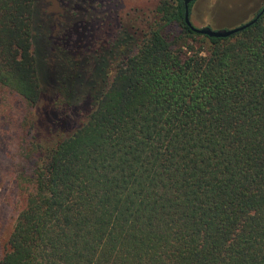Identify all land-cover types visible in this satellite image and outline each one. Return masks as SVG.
Listing matches in <instances>:
<instances>
[{
    "label": "trees",
    "instance_id": "1",
    "mask_svg": "<svg viewBox=\"0 0 264 264\" xmlns=\"http://www.w3.org/2000/svg\"><path fill=\"white\" fill-rule=\"evenodd\" d=\"M106 5L0 0L31 189L0 264H264V13L213 38Z\"/></svg>",
    "mask_w": 264,
    "mask_h": 264
},
{
    "label": "rangeland",
    "instance_id": "2",
    "mask_svg": "<svg viewBox=\"0 0 264 264\" xmlns=\"http://www.w3.org/2000/svg\"><path fill=\"white\" fill-rule=\"evenodd\" d=\"M106 1L99 13L112 26L133 10L150 13L158 4V0ZM263 4L264 0H195L190 22L196 28L231 29L251 20ZM12 99L5 90L0 91V256L8 249L7 240L17 215L31 192L30 186L20 182L21 173L28 172L29 166L23 165L15 145L18 122L25 109Z\"/></svg>",
    "mask_w": 264,
    "mask_h": 264
},
{
    "label": "water",
    "instance_id": "3",
    "mask_svg": "<svg viewBox=\"0 0 264 264\" xmlns=\"http://www.w3.org/2000/svg\"><path fill=\"white\" fill-rule=\"evenodd\" d=\"M194 0H183L184 7H185V14H184V19L185 22L188 26H190L193 31L200 35L208 36V37H213V38H227L230 37L231 35L240 32L248 27H250L252 24H254L257 19L264 13V5L261 8V10L248 22L239 25L237 27L231 28V29H224V30H213L209 27H204V28H196L194 27L191 22H190V12H189V4L193 2Z\"/></svg>",
    "mask_w": 264,
    "mask_h": 264
},
{
    "label": "flooded vegetation",
    "instance_id": "4",
    "mask_svg": "<svg viewBox=\"0 0 264 264\" xmlns=\"http://www.w3.org/2000/svg\"><path fill=\"white\" fill-rule=\"evenodd\" d=\"M194 1H195V0H194ZM263 5H264V4H263ZM262 7H263V6H262ZM262 7H261V8H262ZM261 8L257 11V13L261 10ZM257 13H256V14H257ZM256 14H255V15H256ZM255 15H254V16H255Z\"/></svg>",
    "mask_w": 264,
    "mask_h": 264
}]
</instances>
